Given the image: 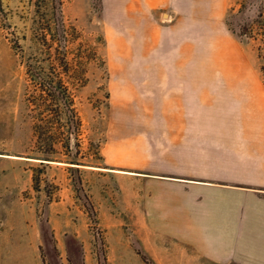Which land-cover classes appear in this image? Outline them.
Here are the masks:
<instances>
[{"label":"rangeland","instance_id":"374dc122","mask_svg":"<svg viewBox=\"0 0 264 264\" xmlns=\"http://www.w3.org/2000/svg\"><path fill=\"white\" fill-rule=\"evenodd\" d=\"M59 8L99 57L47 157L25 62ZM260 203L264 0H0V264H240Z\"/></svg>","mask_w":264,"mask_h":264},{"label":"trees","instance_id":"16d2710c","mask_svg":"<svg viewBox=\"0 0 264 264\" xmlns=\"http://www.w3.org/2000/svg\"><path fill=\"white\" fill-rule=\"evenodd\" d=\"M37 13L34 35L39 52L25 62V100L33 121L34 142L42 155L53 156L60 146L69 156L77 147L81 126L74 91L86 83L87 66L99 56L82 33L66 22L60 8L58 14ZM71 141L75 142L73 148ZM141 258L152 264L145 256Z\"/></svg>","mask_w":264,"mask_h":264},{"label":"crops","instance_id":"0c3cea01","mask_svg":"<svg viewBox=\"0 0 264 264\" xmlns=\"http://www.w3.org/2000/svg\"><path fill=\"white\" fill-rule=\"evenodd\" d=\"M255 205L249 204L248 206L249 217L247 219L246 231L239 232L238 236L234 239L239 244V249H247L246 252L243 251L245 255L237 254L238 263L240 264H244L245 260L246 264H264V215L263 218H257L255 211L258 208ZM258 207V210L264 211L263 204L260 203ZM250 212H253V214Z\"/></svg>","mask_w":264,"mask_h":264},{"label":"water","instance_id":"95a60500","mask_svg":"<svg viewBox=\"0 0 264 264\" xmlns=\"http://www.w3.org/2000/svg\"><path fill=\"white\" fill-rule=\"evenodd\" d=\"M72 145H73V143H72Z\"/></svg>","mask_w":264,"mask_h":264}]
</instances>
